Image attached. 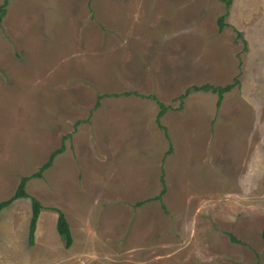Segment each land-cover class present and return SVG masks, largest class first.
Masks as SVG:
<instances>
[{
	"label": "rangeland",
	"instance_id": "obj_1",
	"mask_svg": "<svg viewBox=\"0 0 264 264\" xmlns=\"http://www.w3.org/2000/svg\"><path fill=\"white\" fill-rule=\"evenodd\" d=\"M4 1L0 264H264V0Z\"/></svg>",
	"mask_w": 264,
	"mask_h": 264
},
{
	"label": "trees",
	"instance_id": "obj_2",
	"mask_svg": "<svg viewBox=\"0 0 264 264\" xmlns=\"http://www.w3.org/2000/svg\"><path fill=\"white\" fill-rule=\"evenodd\" d=\"M224 2L225 6L228 5L229 0H221ZM5 1L0 5V19L2 18V16L5 14ZM223 14L219 15L216 18V22L218 25V29H220L222 27V23H223ZM237 82V79L234 78V80L231 83H226L223 85H214L211 83H203L199 86H195V85H191L190 87L186 88L184 93H182L181 95H179L177 97V99L181 100L184 98V96L190 91V90H197V89H202L204 91L209 90L212 92L216 93V105L219 104L222 94L223 92L229 90L231 88V86ZM100 98V95H97L94 103H93V107L96 106L98 104V99ZM158 104V111L156 113V118H154V120L156 121L157 118L161 117L163 115V113L166 111V106L163 105L161 102L157 101ZM61 145H59L58 147L53 148L52 150H50V152L47 154V157L45 158V161L39 166V168L31 173L29 176H21L19 178V181L12 193V195L10 197H8L5 200L0 201V210L6 206H8L13 200L18 199V198H27L29 197V202H30V217H29V223H28V232H27V242L28 244H32L33 241V233H34V229H35V222L37 220L38 217V213L39 210L41 209V206L39 204V202L33 198L30 197L26 194V192L24 191V186L25 183L28 179L30 178H39L42 175V172L44 171L45 168H47L52 161V157L54 154H56L57 152H59L61 150ZM162 182V181H161ZM163 194V189H161L159 195L155 196L154 199H160V195ZM56 210V220H55V229L58 233V236L60 238V240L62 241L64 247H67L70 242H71V236L69 233V228L66 222V219L62 213L61 210L59 209H55ZM262 237L264 239V224L262 227V231H261ZM232 238V237H231ZM233 239V238H232Z\"/></svg>",
	"mask_w": 264,
	"mask_h": 264
}]
</instances>
